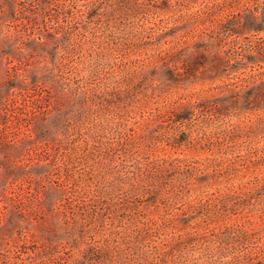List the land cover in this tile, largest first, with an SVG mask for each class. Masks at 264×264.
<instances>
[{"label": "rangeland", "instance_id": "374dc122", "mask_svg": "<svg viewBox=\"0 0 264 264\" xmlns=\"http://www.w3.org/2000/svg\"><path fill=\"white\" fill-rule=\"evenodd\" d=\"M170 1V10H158L151 1L134 8L114 0H0V264L110 261L105 248L121 240L108 238L110 230L123 234L130 215L152 208L123 192L114 201L103 195L115 183L111 164L129 146L151 144L152 133L176 128L147 121L156 100L193 95L205 113L180 129L203 138L217 132L216 156L235 167L231 182L264 177V0H230L234 33L221 46L182 37L197 22L187 18L192 12L220 0ZM211 10L221 18L228 9ZM229 124L250 126L227 140L219 130ZM157 153L210 156L185 144L162 143ZM220 210L235 219L229 206ZM236 213L255 211L247 205ZM201 252L188 248L192 263L204 261Z\"/></svg>", "mask_w": 264, "mask_h": 264}, {"label": "trees", "instance_id": "16d2710c", "mask_svg": "<svg viewBox=\"0 0 264 264\" xmlns=\"http://www.w3.org/2000/svg\"><path fill=\"white\" fill-rule=\"evenodd\" d=\"M114 1L134 8L147 1H151L147 3L158 10H170L173 6L170 0ZM215 7L220 10L228 9L225 16L213 17L211 9ZM192 14L194 15L187 18L191 17L197 22L182 37L202 40L207 38L221 46L234 33L232 27L235 26V15L230 0L204 2ZM172 49L158 52L154 55L156 60L169 56ZM240 58L234 57L236 60ZM192 96H189L187 102L180 101L179 98L153 101L145 111L147 121L170 120L175 123L176 128L152 133L151 144H142L139 149H131L129 146L119 156L118 162L111 164L115 183L110 184L111 188L104 190L103 195L114 201L123 192L131 203L141 204L143 201V208H152L147 213L150 215L141 214L140 218L130 215L126 219L123 234L118 229L110 230L108 238L111 237L114 242L121 240L117 242L120 246L116 243L105 248L103 255L110 260L105 264H195L191 262L188 253V248L193 245L202 247L201 254L205 259L199 264H256L255 260L264 256V242L260 243L258 236L259 221L264 219V205H260L264 203V194L260 192L264 189V177L231 182L230 170L235 167L222 166L223 162L220 160L223 157L216 156L217 132L203 138L197 132L193 134L190 129H180L192 116L205 113L195 100H190ZM209 113L213 115L211 110ZM249 126L250 124H229L219 132L228 140L236 132L238 135L239 131ZM121 143L128 144L132 141L125 140ZM162 143L173 148L182 144L195 149L201 148L210 156L200 160L163 157L157 153V148ZM83 149H87L86 143ZM222 205L229 206L230 213L235 218L233 221L225 219L226 215L231 217V214L222 213ZM247 205L255 213L238 217L236 212ZM194 215L197 220L191 222ZM135 221L141 227L136 226ZM154 235L161 239L156 242L152 237Z\"/></svg>", "mask_w": 264, "mask_h": 264}]
</instances>
